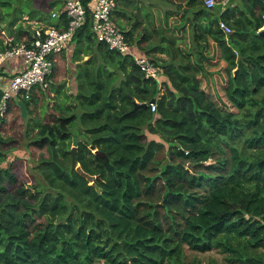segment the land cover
<instances>
[{
	"label": "trees",
	"instance_id": "trees-1",
	"mask_svg": "<svg viewBox=\"0 0 264 264\" xmlns=\"http://www.w3.org/2000/svg\"><path fill=\"white\" fill-rule=\"evenodd\" d=\"M62 1L0 0V30L31 39L29 25L14 29L25 15L64 27ZM140 1L113 11L130 52L99 41L87 10L52 57L50 89L39 87L54 104L29 118L37 92L19 98L28 116L11 101L25 156L17 170L7 163L18 142L3 125L0 264H264V0H244L231 17L204 0ZM67 48L65 88L55 81Z\"/></svg>",
	"mask_w": 264,
	"mask_h": 264
},
{
	"label": "built area",
	"instance_id": "built-area-1",
	"mask_svg": "<svg viewBox=\"0 0 264 264\" xmlns=\"http://www.w3.org/2000/svg\"><path fill=\"white\" fill-rule=\"evenodd\" d=\"M217 0H204L208 9L215 7ZM117 0H66L64 13L66 24L64 27L55 25H37L31 34L22 41L16 40L13 34L3 35V48L0 50V70L9 74L8 80L0 85V128L7 118L10 103L17 97L28 99L32 90L37 86L46 87V80L52 73L53 55L60 53L71 40L86 19L87 10L92 16V31L99 41L104 42L110 50L120 53L130 52V46L125 34L113 23V11ZM52 16H57L52 13ZM264 29V14L262 15ZM38 24V23H37ZM220 28L230 32L231 28L223 21ZM13 60H20L21 65H13ZM136 63L146 76L158 77L157 69L147 58L137 57ZM152 110L155 104L150 103Z\"/></svg>",
	"mask_w": 264,
	"mask_h": 264
},
{
	"label": "rangeland",
	"instance_id": "rangeland-1",
	"mask_svg": "<svg viewBox=\"0 0 264 264\" xmlns=\"http://www.w3.org/2000/svg\"><path fill=\"white\" fill-rule=\"evenodd\" d=\"M13 2V5L15 6H18V7H24L23 3L21 2V0H12ZM0 10H2L4 13L6 11H8L6 8H1ZM42 22H39L37 24L36 21H33L31 20L28 16H24L23 18V21L22 22H18L15 24L14 26V29L16 28V26L18 24H21L22 26H24L23 24H30V27L32 29H34L37 25H42L44 23ZM4 27V26H3ZM0 36L4 35V34H8V30L6 29H3V30H0ZM34 32V30H31V34ZM25 37L27 38L28 35H25ZM2 41H3V38L1 39L0 38V43L2 44ZM64 75V74H63ZM60 76L58 75L57 76V81H55L56 84H58V82H60L59 80L62 81V78L60 79L59 78ZM64 78V77H63ZM46 89L49 88L50 89V86H49V80L47 78L46 80ZM68 86V82L65 83V88ZM46 92V91H45ZM39 95L37 96V100H36V105H31V109H30V117L29 118H33V117H39L40 115H42L41 113V109L42 107H51L53 104H54V100H55V97L53 95V91H50V96H48V98L46 100H44V98L42 97V95L40 93H38ZM11 115L8 114L7 118L5 119V124H4V127L6 128L4 131H2V135L4 137H8V138H11V139H14L16 140L18 143L16 142H12V146H15L17 145V147L15 148H7V163H10V162H16V166L14 165L15 167V170L18 169V165H19V161L17 160L18 158H22L24 157V149L22 148V144H23V140L21 139V135H23V130H24V127H25V123L23 121V119L20 117V115L17 113L16 116H14V119L12 120V116L10 117ZM24 116H28L27 113H25ZM165 155L164 151L161 150L160 152H158L157 154V157L161 158ZM218 256V255H217Z\"/></svg>",
	"mask_w": 264,
	"mask_h": 264
},
{
	"label": "crops",
	"instance_id": "crops-1",
	"mask_svg": "<svg viewBox=\"0 0 264 264\" xmlns=\"http://www.w3.org/2000/svg\"><path fill=\"white\" fill-rule=\"evenodd\" d=\"M122 1H127V0H122ZM244 3H245L244 0H221V3H217L216 6L211 10V13L214 15V17H219L224 12V14H225L226 17H228V16L231 17L233 14L237 13L239 9L245 7V4ZM63 4L64 3L62 1V5L61 6H63ZM138 4H139V6H142L143 5V3L141 1L138 2ZM166 7H168V6L164 2H162V8H166ZM60 8H62V7H59V3H57V6L54 8L53 12L59 11ZM135 10H137V9L135 8ZM127 11H129V10H127ZM23 18H24V16H23ZM120 20L125 22V25H126V28L127 29L130 28L129 22L126 20V18L121 17ZM37 23H39V22H37ZM53 23H59V21L54 20ZM4 25L5 24L3 23L2 26H4ZM23 25H24V27H26V25H29V27H30V24H23ZM69 48H67L65 50V53L60 54V56L58 58V68L59 69L61 68V72H62L59 78L60 79L62 78V80H66V83L69 80L70 81L72 80V79H70L71 72L70 73L68 72V68L70 69L71 67H73V64H71L69 61L68 62H65V59H62V56H63V54L66 57L69 56V53H70V50H71ZM12 64L13 65H16V66L17 65L20 66L21 65V61L20 60H13ZM8 78H9V74L0 71V85L4 84L8 80ZM39 87H41V86L35 87L32 90L31 95H32V93H35V92H37V94H38L39 93ZM19 98H21V97L15 98L13 100V102H16V104L19 105V103L21 102Z\"/></svg>",
	"mask_w": 264,
	"mask_h": 264
},
{
	"label": "water",
	"instance_id": "water-1",
	"mask_svg": "<svg viewBox=\"0 0 264 264\" xmlns=\"http://www.w3.org/2000/svg\"><path fill=\"white\" fill-rule=\"evenodd\" d=\"M261 33L264 34V29H262V32H261ZM153 102H154V99H152V100L150 101V103H153ZM141 105H146V104H138V103H136L135 106H134V108H133V110L137 109V108H138L139 106H141ZM19 106L21 107L22 115L24 116L25 113H26V110H25V106H24L23 102H20V103H19ZM70 152H71L72 164H73V165H76V161H75V147H74V146L72 147V149H71ZM96 155H97V156H99V155L103 156V154H102V153H99V152H97ZM76 168H77L78 170H80V169H79V165H77Z\"/></svg>",
	"mask_w": 264,
	"mask_h": 264
}]
</instances>
